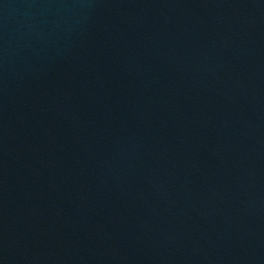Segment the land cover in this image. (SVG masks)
<instances>
[{
	"label": "water",
	"instance_id": "1",
	"mask_svg": "<svg viewBox=\"0 0 264 264\" xmlns=\"http://www.w3.org/2000/svg\"><path fill=\"white\" fill-rule=\"evenodd\" d=\"M0 264H264V0H0Z\"/></svg>",
	"mask_w": 264,
	"mask_h": 264
}]
</instances>
